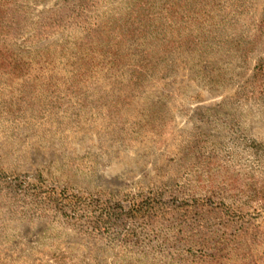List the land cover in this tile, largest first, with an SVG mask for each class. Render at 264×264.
I'll list each match as a JSON object with an SVG mask.
<instances>
[{"label": "rangeland", "instance_id": "rangeland-1", "mask_svg": "<svg viewBox=\"0 0 264 264\" xmlns=\"http://www.w3.org/2000/svg\"><path fill=\"white\" fill-rule=\"evenodd\" d=\"M0 264H264V0H0Z\"/></svg>", "mask_w": 264, "mask_h": 264}, {"label": "trees", "instance_id": "trees-1", "mask_svg": "<svg viewBox=\"0 0 264 264\" xmlns=\"http://www.w3.org/2000/svg\"><path fill=\"white\" fill-rule=\"evenodd\" d=\"M10 11L11 10L9 9L8 5H0V70H3L4 66L12 60L10 49L7 46L8 33L10 35V28H8V25L4 23V20H8L7 17Z\"/></svg>", "mask_w": 264, "mask_h": 264}]
</instances>
